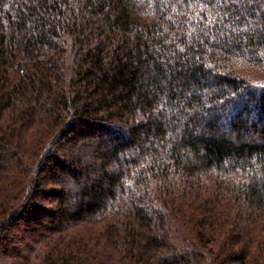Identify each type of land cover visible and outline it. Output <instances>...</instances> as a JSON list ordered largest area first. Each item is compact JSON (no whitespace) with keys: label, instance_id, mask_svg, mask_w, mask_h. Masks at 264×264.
I'll return each instance as SVG.
<instances>
[{"label":"trees","instance_id":"1","mask_svg":"<svg viewBox=\"0 0 264 264\" xmlns=\"http://www.w3.org/2000/svg\"><path fill=\"white\" fill-rule=\"evenodd\" d=\"M0 264H264V0H0Z\"/></svg>","mask_w":264,"mask_h":264}]
</instances>
